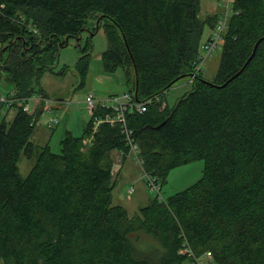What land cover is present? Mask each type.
<instances>
[{"label":"trees","instance_id":"obj_1","mask_svg":"<svg viewBox=\"0 0 264 264\" xmlns=\"http://www.w3.org/2000/svg\"><path fill=\"white\" fill-rule=\"evenodd\" d=\"M229 3L211 81L224 85L196 73L169 107L163 94L176 77L193 73L200 44L225 12L200 17V0H0V70L12 96L33 95L44 72H53L65 37H79L92 17V34L96 20L107 38L104 70L121 67L127 91L144 102L143 111H126L125 122L146 183L162 184L171 169L204 161L197 181L129 216L112 201L113 152L131 157L118 123L102 122L91 133L90 117L82 135L66 131L54 153L30 139L36 112L14 103L13 120L0 122V264H193L207 251V264H264V0ZM81 50L75 67L83 85L88 44ZM39 94L47 98L41 88ZM96 112L114 114L100 106ZM22 155L35 156L23 178ZM135 231L153 236L161 257L136 251L129 239Z\"/></svg>","mask_w":264,"mask_h":264},{"label":"rangeland","instance_id":"obj_2","mask_svg":"<svg viewBox=\"0 0 264 264\" xmlns=\"http://www.w3.org/2000/svg\"><path fill=\"white\" fill-rule=\"evenodd\" d=\"M229 1L231 0H200L199 16L204 17V13L212 9L215 12L220 10L224 13L226 4L230 5ZM87 21V28L84 29L78 40L70 38L65 46L59 48L53 63V72L46 71L40 78L34 92V95L41 96V99L37 101L38 104L35 106L34 102L29 100L30 107L27 112H36L38 116L30 139L38 146L48 143L54 153L60 152V141L66 131H70L75 136L82 135L83 126L90 119V114L84 102L88 92L93 93L98 98H107L113 95L119 96L128 90L126 75L121 67H118L114 72L104 70L101 55L107 48V38L102 25L92 34L91 27L94 18L89 17ZM208 29L209 25H206L204 28L205 33ZM88 37L90 38L88 39ZM86 44L89 46L90 55L86 79L84 84L81 85V77L76 70L75 63L83 53L81 47ZM220 57L221 43L202 62L200 73H202L205 80L210 82L214 80ZM64 67L65 72L57 74ZM193 76V73L191 76H185L167 89L162 96L164 104L171 107L188 92L192 88L191 80ZM12 88L13 86L5 79V72L0 70V91L7 94ZM40 88L47 95V98L45 95L39 94ZM12 95L10 93V96ZM41 104L43 108L36 111L35 108L40 107ZM16 111V105L0 102V122L4 121L8 125L15 117ZM52 120H57V122L50 126L49 123ZM85 143H88V139L84 140ZM112 156L113 159L118 160L116 153ZM119 160L120 162H118ZM119 160L115 161V164L121 163L124 166L119 173H116L117 169L115 168L114 176H112V201L113 204L125 207L129 216L137 213L138 208L146 205L150 199L156 196L161 199L167 198L191 185L201 177L204 166V161L198 159L175 167L170 170L164 183L151 188L145 181L142 166L135 159L128 156L124 161ZM34 162L35 156L27 158L22 155L19 158L17 166L20 177L23 178L28 174ZM132 235L133 238L129 235V239L136 251L153 259L161 257L164 248L153 236L144 231H135L132 232ZM183 264L190 263L185 260ZM212 264L216 263L212 262Z\"/></svg>","mask_w":264,"mask_h":264},{"label":"built area","instance_id":"obj_3","mask_svg":"<svg viewBox=\"0 0 264 264\" xmlns=\"http://www.w3.org/2000/svg\"><path fill=\"white\" fill-rule=\"evenodd\" d=\"M229 10V6L228 3L226 4V10H225V15L222 17V19H219L212 32L210 33V35L208 36V38L206 39L205 42H203L202 44H200V53H199V57L197 58L198 60H196L193 64V75L196 73H199L202 70V62L203 60L207 57L210 56L212 54V52L219 46V43H221V39H222V34L225 31L226 27H227V20H228V13L227 11ZM28 28L30 30H32L33 32L36 31V29H34L31 26H28ZM10 93L12 92H8L3 93L2 91H0V102L6 103L8 105H13L14 103H17L19 105L22 106V109L24 111H28L29 110V100H32L34 102H37L39 99H41L40 95H31L28 98H15L14 96H10ZM85 105L86 108L90 114V117L92 118V125H91V133L95 132L98 128V126L102 123V122H107L109 124H115L118 123L121 127V131L124 133L125 135V139L127 144L130 147V155L133 159H135V161L137 163H139L141 165L142 161L138 156V147L136 142L134 141V132L132 129L127 127V124L125 122L126 118H125V114L126 111H133L136 110L137 112H141L144 110V102H135L133 100V96L132 93H129L128 91L124 92L121 95H113V96H109L107 98H98L96 97L93 93L88 92L85 96ZM97 106L103 107V108H111L114 111V114H109V113H105L103 115H98L96 112ZM57 120H52L50 121V126L53 125L54 123H56ZM92 135V134H91ZM90 140V139H88ZM116 166V164H113V167ZM118 170V169H117ZM151 188H153L154 186H156L157 184H155L151 179H149V184H148ZM181 252H184L186 254H188L189 256H193V254H191V252H189L187 249H183L181 250ZM211 257V252L207 251L205 254H203L202 256L199 257H192V263L193 264H207L208 260Z\"/></svg>","mask_w":264,"mask_h":264},{"label":"water","instance_id":"obj_4","mask_svg":"<svg viewBox=\"0 0 264 264\" xmlns=\"http://www.w3.org/2000/svg\"><path fill=\"white\" fill-rule=\"evenodd\" d=\"M95 29H96V30L98 29L97 21H96V24H95ZM79 37H80V36H79ZM79 37H77L76 39L78 40ZM263 38H264V36L261 37L260 39H263ZM68 39H69V37L66 36V37H65V44H67ZM260 39H259V40H260ZM256 45H257V42H256V44H255L254 47H253L252 54H253V52H254V50H255V48H256ZM128 50H129V48H128ZM130 55L132 56L131 53H130ZM249 59H250V58H248V59L246 60V62H245L244 65L242 66V68H241L237 73H235V74L232 76V78L235 77V76H237V75L241 72V70H242V69L244 68V66L247 64V62L249 61ZM134 68H135V76H136V80H135V88H134L133 95H134V99L137 100V99H138V98H137V83H138V78H137V69H136L135 64H134ZM191 75H192V74H182V75L176 77L174 81H178L179 79H181V78H183V77H185V76H191ZM230 79H231V78H229V80H230ZM202 80L205 81L206 83L212 85V86H215V87H221L222 85H224V84H222V85H216V84H214V83H212V82H210V81H207V80H205V79H202Z\"/></svg>","mask_w":264,"mask_h":264},{"label":"crops","instance_id":"obj_5","mask_svg":"<svg viewBox=\"0 0 264 264\" xmlns=\"http://www.w3.org/2000/svg\"><path fill=\"white\" fill-rule=\"evenodd\" d=\"M219 5V4H218ZM220 6V5H219ZM215 13H221V11L219 10L218 12H215L213 9L207 13H204V16H206L207 14H215ZM12 91V89L10 90V92ZM35 106L38 104V102H34ZM116 153V151L113 152V154ZM115 165V163H114ZM124 165H121V163L119 164H116V166H114L115 168H117V172L116 173H119L121 171V169L123 168Z\"/></svg>","mask_w":264,"mask_h":264},{"label":"bare ground","instance_id":"obj_6","mask_svg":"<svg viewBox=\"0 0 264 264\" xmlns=\"http://www.w3.org/2000/svg\"><path fill=\"white\" fill-rule=\"evenodd\" d=\"M117 169V168H116Z\"/></svg>","mask_w":264,"mask_h":264}]
</instances>
